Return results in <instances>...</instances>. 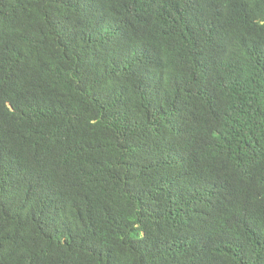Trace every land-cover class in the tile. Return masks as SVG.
Listing matches in <instances>:
<instances>
[{"label": "trees", "instance_id": "obj_1", "mask_svg": "<svg viewBox=\"0 0 264 264\" xmlns=\"http://www.w3.org/2000/svg\"><path fill=\"white\" fill-rule=\"evenodd\" d=\"M0 264H264V0H0Z\"/></svg>", "mask_w": 264, "mask_h": 264}]
</instances>
